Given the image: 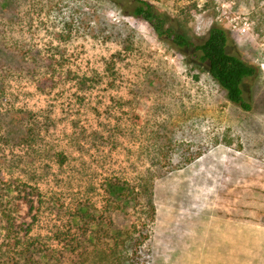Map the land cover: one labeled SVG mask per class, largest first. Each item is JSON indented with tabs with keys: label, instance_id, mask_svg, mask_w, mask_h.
<instances>
[{
	"label": "rangeland",
	"instance_id": "rangeland-1",
	"mask_svg": "<svg viewBox=\"0 0 264 264\" xmlns=\"http://www.w3.org/2000/svg\"><path fill=\"white\" fill-rule=\"evenodd\" d=\"M146 1L251 110L129 0H0V264H264V0Z\"/></svg>",
	"mask_w": 264,
	"mask_h": 264
},
{
	"label": "trees",
	"instance_id": "trees-1",
	"mask_svg": "<svg viewBox=\"0 0 264 264\" xmlns=\"http://www.w3.org/2000/svg\"><path fill=\"white\" fill-rule=\"evenodd\" d=\"M129 1V5L122 8L124 14L145 21L159 38L169 40L178 49H192V58L206 65L207 72L225 91L227 99L243 111L251 110V104L244 97L242 85L246 79L257 75L258 68L227 51L230 35L224 27L213 25L207 36L195 43L186 35L167 26L165 15L156 11L148 1Z\"/></svg>",
	"mask_w": 264,
	"mask_h": 264
},
{
	"label": "bare ground",
	"instance_id": "bare-ground-1",
	"mask_svg": "<svg viewBox=\"0 0 264 264\" xmlns=\"http://www.w3.org/2000/svg\"><path fill=\"white\" fill-rule=\"evenodd\" d=\"M210 239H211V236L208 235V231L206 230L201 231L198 235H194L192 238L193 242L195 243V246L203 244L205 241L210 240ZM213 240L218 241L219 237L218 236L216 237V235H213ZM196 260H199L201 264L206 263V261L204 262V260H206L205 257H203L202 259L198 258Z\"/></svg>",
	"mask_w": 264,
	"mask_h": 264
}]
</instances>
